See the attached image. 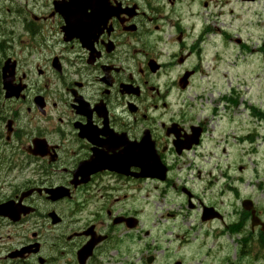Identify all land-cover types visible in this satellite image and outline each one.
<instances>
[{
	"label": "flooded vegetation",
	"instance_id": "af4514ba",
	"mask_svg": "<svg viewBox=\"0 0 264 264\" xmlns=\"http://www.w3.org/2000/svg\"><path fill=\"white\" fill-rule=\"evenodd\" d=\"M31 1L19 3L15 15L23 18L22 28L38 49L35 65L49 74L53 66L59 70L55 79L63 82L50 99L24 83L19 97L3 103V115L18 124L14 140L21 146V153L8 147L10 159L27 183L10 190L26 207L18 217L22 224L11 237L3 231L7 218H0V264H135L137 237L129 219L139 212L126 205L129 193L148 187L136 180L138 168L118 174L99 170L111 156L124 154L129 143L141 141L146 131L152 132L156 150L171 172L178 176L187 166L189 152L198 147L187 151L188 145L178 146L179 140L188 143L186 136L193 131L192 115L187 114L191 104L183 99L193 89L181 87L188 74L193 73L190 82L199 75L207 39L225 33L231 0H78L76 37L65 18L73 0ZM33 13L36 22L29 19ZM47 47L49 54L43 55ZM61 63L70 64L67 74ZM135 76L153 84L143 90ZM21 88L12 83L10 91L17 95ZM174 95L175 108L168 106ZM25 110L43 118L54 115L58 123L49 135L30 132L19 121ZM172 123L178 126L169 129ZM199 124L207 128L206 121ZM85 128L95 133L93 140L80 137ZM112 137L117 140H109ZM51 140L62 141L59 145ZM228 164L227 171L209 172L210 184L232 188ZM177 179L160 183L162 192L170 188L184 192ZM153 182L159 183L148 179L144 184L154 186ZM255 210L264 212L257 204ZM250 231L248 254L262 262L264 234L252 227Z\"/></svg>",
	"mask_w": 264,
	"mask_h": 264
},
{
	"label": "rangeland",
	"instance_id": "374dc122",
	"mask_svg": "<svg viewBox=\"0 0 264 264\" xmlns=\"http://www.w3.org/2000/svg\"><path fill=\"white\" fill-rule=\"evenodd\" d=\"M232 8L235 9L236 6V0H231ZM243 11V10H242ZM249 13H246V27L244 28L243 26L240 27L237 31H240V34L242 36L243 42L241 45L236 47L235 44L230 48L228 53L226 54V63L220 65V80L219 78L217 79L220 85H225L226 88H222L220 91L214 92L215 95L212 96L211 98L213 99V106L217 107L219 105V101L221 100L222 96L225 95L226 91L228 88H237L239 93L241 94L239 99L240 102H245L247 101V109L243 107L242 109L238 108L235 106V109L233 112V115L235 118H237V125L234 126L233 132L231 131L233 122L232 121H227V119H213L211 121L212 126L214 127L216 131V135L220 132H224L225 130L226 135L227 133L231 132L233 135L238 134H248L250 135L252 132L255 131V127L258 124V121L255 120L253 110L250 108V106H255L258 109L263 108L264 109V55L261 56L260 52L258 54L256 53V50L258 47L261 50L262 47L259 46L257 42L261 40V38L264 37V27L255 25V21L252 19L251 14L253 13L254 9L248 10ZM245 12V10H244ZM235 16H232V30L234 31L237 28H239L240 23L239 22H234ZM227 26H230L229 23H226ZM231 30V32H232ZM235 31V33H237ZM234 36V34H233ZM256 44L258 47H256ZM247 48V53L245 48ZM250 50V51H249ZM251 51L253 54H251ZM222 94V96H221ZM221 110L224 111L223 105L221 106ZM264 126V122L262 123ZM230 130V131H229ZM246 131V132H245ZM264 132V129L263 131ZM263 133L260 131V136L261 137ZM232 135V136H233ZM233 140V139H232ZM260 140V139H259ZM228 151L231 153L230 158L234 157L235 154H238L239 151L238 149L231 148L229 147ZM220 152V151H219ZM226 159L228 158L226 155L224 156ZM229 158V159H230ZM247 163L249 164V167L252 169L255 164L248 158ZM264 173V171H262ZM253 174L249 173L247 175V180L250 181L252 180ZM205 182L200 185V194L201 197L204 199H207L209 196H213L212 194V189L206 188L204 186ZM144 187H148L147 184H142ZM204 187V188H203ZM220 188L217 187V190ZM151 199L150 201H147L149 204L153 205V212L156 213V217L148 223L145 220V227L147 228L149 224H154V221L160 219L162 217L161 214H158L162 209H172L173 211L180 213L181 214V220L186 221L188 218H191L189 220L190 222H195L197 224H200L198 220V215L196 212L191 213V210H187L184 206L182 199H177V197L171 193L166 195H162L161 190L156 191L155 189L151 188L150 191ZM249 194H252L253 191L249 188L248 190ZM144 194V193H143ZM259 201H262L261 194H256ZM146 196V194H144ZM156 196H160V200H154ZM218 196V194H217ZM147 197V196H146ZM224 200L223 208L226 212L229 211L228 204L230 202V196L226 195L222 198ZM166 213V212H165ZM163 219V218H162ZM189 222V223H190ZM181 222H179V225ZM195 228L193 229V233L197 234L200 233L201 231H206L207 229H210V227H204L203 229H200L197 227L196 224H193ZM185 230H191V226L189 224H186ZM189 232V231H188ZM194 234V235H195ZM193 237L192 233H187L185 235V239L183 240V243L186 244L187 240L191 239ZM161 256V255H160Z\"/></svg>",
	"mask_w": 264,
	"mask_h": 264
},
{
	"label": "trees",
	"instance_id": "16d2710c",
	"mask_svg": "<svg viewBox=\"0 0 264 264\" xmlns=\"http://www.w3.org/2000/svg\"><path fill=\"white\" fill-rule=\"evenodd\" d=\"M1 100H2V93H1V71H0V113L2 112V109H1ZM1 117H0V121L2 119V114H0Z\"/></svg>",
	"mask_w": 264,
	"mask_h": 264
},
{
	"label": "water",
	"instance_id": "95a60500",
	"mask_svg": "<svg viewBox=\"0 0 264 264\" xmlns=\"http://www.w3.org/2000/svg\"><path fill=\"white\" fill-rule=\"evenodd\" d=\"M149 175H151V176H157V174H155V173H150Z\"/></svg>",
	"mask_w": 264,
	"mask_h": 264
},
{
	"label": "bare ground",
	"instance_id": "6f19581e",
	"mask_svg": "<svg viewBox=\"0 0 264 264\" xmlns=\"http://www.w3.org/2000/svg\"><path fill=\"white\" fill-rule=\"evenodd\" d=\"M0 117H1V115H0ZM2 119H3V117H2ZM2 119H1V120H2Z\"/></svg>",
	"mask_w": 264,
	"mask_h": 264
}]
</instances>
